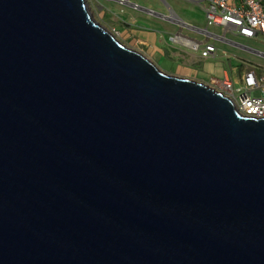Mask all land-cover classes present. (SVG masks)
Listing matches in <instances>:
<instances>
[{
    "label": "water",
    "instance_id": "obj_1",
    "mask_svg": "<svg viewBox=\"0 0 264 264\" xmlns=\"http://www.w3.org/2000/svg\"><path fill=\"white\" fill-rule=\"evenodd\" d=\"M0 264H264V118L87 0H0Z\"/></svg>",
    "mask_w": 264,
    "mask_h": 264
},
{
    "label": "built area",
    "instance_id": "obj_2",
    "mask_svg": "<svg viewBox=\"0 0 264 264\" xmlns=\"http://www.w3.org/2000/svg\"><path fill=\"white\" fill-rule=\"evenodd\" d=\"M106 1H115L119 5L130 7L132 10H139L137 3L132 4L134 2H131V0ZM195 1L204 9L208 26H219L224 29L223 35L215 36L219 39L228 41L226 38L227 33L242 38H253L260 33L264 35V0ZM87 2L92 11L90 0H87ZM170 17L178 20L173 14ZM177 24L180 27L185 26L182 20ZM111 31L120 38L121 34L116 28ZM203 34L208 39L214 36L208 29H204ZM170 40L181 47L198 51L202 58L212 57L217 51L214 43L208 40L201 42L181 32L173 33ZM209 84L231 98L237 110L242 114L254 118H264V75L258 76L253 70L247 71L243 76V91L239 95L236 94L237 90H235L233 82L226 75L221 79H213ZM254 91L259 93L255 94Z\"/></svg>",
    "mask_w": 264,
    "mask_h": 264
},
{
    "label": "crops",
    "instance_id": "obj_3",
    "mask_svg": "<svg viewBox=\"0 0 264 264\" xmlns=\"http://www.w3.org/2000/svg\"><path fill=\"white\" fill-rule=\"evenodd\" d=\"M195 4L199 5L195 0H160L158 1L157 4H154V6H143V7H148L149 9L156 11L164 16H169L171 15V12H173L177 18H180V20H182L185 23L184 27H180L175 22L174 18H169L170 20H168L148 13L147 14L150 15V17L152 18L154 17L157 19L151 25L140 23L139 21H137V18L134 15L129 16V19H125V18L123 19L118 16V22L121 23L122 25L120 34L123 35L124 38L129 37L130 39H128V41H132V42H128L126 40L127 43L126 42L125 43L127 45L143 52L147 57H149L153 62H155L156 65L158 64L157 60L155 59L156 55H160V57H174V56L180 57V54L178 53V48L175 47V45L177 46L179 45L173 43L170 40V38L166 37L167 32L170 31H172L173 33L181 32L183 34L184 30H190L192 32L197 33V35L200 36L201 39L200 40L196 39V40L201 42H205V40H208L209 42L213 43L214 40L219 39L218 37H215L218 35H216L213 31L209 29V27L211 26H208V23L207 26L200 25L198 24V20L196 18L191 17L188 14L189 7ZM167 24L169 25V27L166 26ZM171 26L173 29H170ZM204 29L210 30L211 33L214 34V36L208 39L203 34ZM226 38H227V34H226ZM227 39L228 41H225L226 43L235 46H240L250 53H254L260 57H264V35L261 33L253 38H242L245 39L244 43L243 41L237 43L229 38ZM140 42L143 43L141 49L137 48ZM212 57H214V55ZM199 58L202 57L199 56ZM209 58L202 59L200 61L189 59L187 60V63H180L177 67L175 68L172 67L171 70L174 72L172 74L183 77H189L192 79H196L198 81H204L206 83H210L211 81H213V79L215 80L221 79L224 77V75H226L233 82L234 86L236 84L235 81L241 83L243 82V76L249 70L255 71L258 76L264 75V69L261 68L260 65H258L259 63L254 62L250 58L243 57L242 58L243 65L237 70L236 73L238 75H235V79H232L231 75L227 72V70H224L222 72L221 77L214 78L210 76L208 67L213 63L208 62ZM199 63L203 64L202 68L199 66L200 65ZM158 65L160 66L161 64Z\"/></svg>",
    "mask_w": 264,
    "mask_h": 264
},
{
    "label": "rangeland",
    "instance_id": "obj_4",
    "mask_svg": "<svg viewBox=\"0 0 264 264\" xmlns=\"http://www.w3.org/2000/svg\"><path fill=\"white\" fill-rule=\"evenodd\" d=\"M133 2H136L140 6H154V4H157L160 0H132ZM131 1V2H132ZM90 5L93 10L91 11L94 15V17L99 21L101 24L108 27L110 30H112L115 27L120 32L122 29L121 23L118 22V16L120 18L129 19V16L134 15L137 18V21H139L142 24L151 25L154 23L156 18L150 17L145 11L143 10H133L128 6H122L116 3L115 1H106V0H90ZM148 8V7H147ZM189 15L191 17H194L198 20V24L207 26L206 21V15L204 9L201 7V5H191L189 7L188 11ZM152 15V14H151ZM169 27V25H166ZM173 26V25H172ZM172 26L170 29H173ZM211 31H213L216 35H223L224 29L222 27L217 26H211L209 27ZM121 33V32H120ZM171 33V34H170ZM176 33V32H175ZM173 34L172 31L166 33V37L170 38V36ZM184 35L191 37L193 39L200 40V36L197 35V33L192 32L190 30H184ZM120 35V34H119ZM126 38V39H125ZM123 37V35H120V39L126 42L129 37ZM227 38L231 39L234 42L240 43V41H245V39L240 38V36H235L227 33ZM132 42V41H128ZM127 43V42H126ZM215 44L217 51L214 54V57L209 58L208 62H212L213 64L210 65L209 72L210 76L214 78H219L222 75V72L224 70H227V72L231 75L232 79H235V75H238L236 72L237 70L243 65L242 58H250L254 62L259 63L258 65L261 66V68L264 69V57H260L254 53H250L243 49L240 46H235L229 43H226L223 40L216 39L213 41ZM143 43L140 42L137 46V48L141 49ZM173 45V44H172ZM175 47L178 48V53L180 54V57H160V55H156V60L158 64H161L159 66L161 69L174 73L171 69L172 67H177L180 63H187V60H202L206 58H199L200 53L197 51H194L190 48L181 47L175 45ZM182 50V51H181ZM200 67H203L202 63H199ZM198 66V65H196ZM207 68V69H208ZM235 81V80H234ZM235 90H237L236 94L239 95L243 89V84L241 82L235 81ZM255 94H258V91H254Z\"/></svg>",
    "mask_w": 264,
    "mask_h": 264
},
{
    "label": "clouds",
    "instance_id": "obj_5",
    "mask_svg": "<svg viewBox=\"0 0 264 264\" xmlns=\"http://www.w3.org/2000/svg\"><path fill=\"white\" fill-rule=\"evenodd\" d=\"M171 14H173L174 15V13L173 12H171ZM175 16V15H174ZM172 18V17H171ZM175 18H177L176 16H175ZM168 20H170V19H168ZM178 20L180 21V18H178ZM100 21V20H99ZM101 22V21H100ZM116 28V27H115ZM117 29V28H116ZM117 37V36H116ZM120 39V38H119ZM121 40V39H120ZM220 40H222V39H220ZM123 41V40H122ZM223 41H225V40H223ZM125 43V42H124ZM143 53V52H142Z\"/></svg>",
    "mask_w": 264,
    "mask_h": 264
},
{
    "label": "flooded vegetation",
    "instance_id": "obj_6",
    "mask_svg": "<svg viewBox=\"0 0 264 264\" xmlns=\"http://www.w3.org/2000/svg\"><path fill=\"white\" fill-rule=\"evenodd\" d=\"M122 41V40H121ZM124 42V41H123Z\"/></svg>",
    "mask_w": 264,
    "mask_h": 264
}]
</instances>
